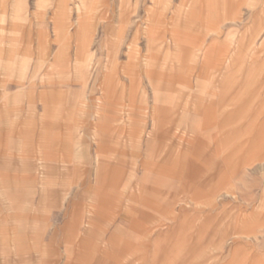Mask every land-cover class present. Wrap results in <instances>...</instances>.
<instances>
[{
	"label": "rangeland",
	"instance_id": "374dc122",
	"mask_svg": "<svg viewBox=\"0 0 264 264\" xmlns=\"http://www.w3.org/2000/svg\"><path fill=\"white\" fill-rule=\"evenodd\" d=\"M0 264H264V0H0Z\"/></svg>",
	"mask_w": 264,
	"mask_h": 264
},
{
	"label": "crops",
	"instance_id": "0c3cea01",
	"mask_svg": "<svg viewBox=\"0 0 264 264\" xmlns=\"http://www.w3.org/2000/svg\"><path fill=\"white\" fill-rule=\"evenodd\" d=\"M241 50H242V49H241L239 46H237V49H236V53L238 52V53H237V56L240 54ZM239 60H240V59H237V62H239Z\"/></svg>",
	"mask_w": 264,
	"mask_h": 264
}]
</instances>
